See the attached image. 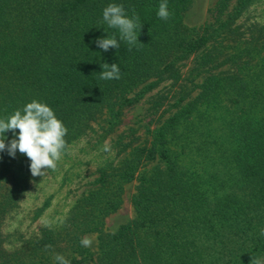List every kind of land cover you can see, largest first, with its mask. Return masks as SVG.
I'll use <instances>...</instances> for the list:
<instances>
[{"label": "trees", "instance_id": "trees-1", "mask_svg": "<svg viewBox=\"0 0 264 264\" xmlns=\"http://www.w3.org/2000/svg\"><path fill=\"white\" fill-rule=\"evenodd\" d=\"M191 1L167 0L162 20V0H0V118L35 99L63 121L69 148L85 139L112 151L55 223L29 232L52 195L19 219L38 176L26 155L0 152V264H56V253L71 264L264 258V23H238L256 0H218L209 21L188 27ZM110 3L129 17L135 9L142 44L97 46L119 38L103 22ZM103 63L119 64L121 79H100ZM154 90L148 123L120 130ZM132 181L133 217L108 232ZM87 234L97 235L95 251L80 243Z\"/></svg>", "mask_w": 264, "mask_h": 264}, {"label": "rangeland", "instance_id": "rangeland-1", "mask_svg": "<svg viewBox=\"0 0 264 264\" xmlns=\"http://www.w3.org/2000/svg\"><path fill=\"white\" fill-rule=\"evenodd\" d=\"M218 0H192L189 9L185 12L184 23L188 27H199L210 20V13L212 7ZM233 1H231V5ZM251 22L264 23V0H256L244 12L242 17L238 19V23L249 24ZM165 85V84H164ZM160 88H163V86ZM155 90L147 94L138 104L132 108L127 109L124 115V123L120 130L127 126L136 127L141 124L148 123L149 116L145 115L151 96ZM150 96V97H149ZM153 127V126H151ZM141 134L144 128H139ZM107 141L104 142L106 145ZM111 152H105L103 148L91 147L86 140H81L72 145L61 161L58 162L55 170H49L44 176H38L37 180L32 185L26 200L23 202V211L20 217L26 215L28 209L32 206L40 205L44 198L52 195L51 205L46 209L41 217L30 224L27 228L28 232L36 230L42 224L55 223L66 211L71 201L82 189L84 184L91 180V172L99 165L100 161ZM66 176V178H64ZM135 181L126 183L124 185L123 201L119 209L106 218L105 230L108 232L115 231L119 226L128 222L133 217L132 206L130 203V196L134 191ZM23 229L26 230L29 220H23ZM15 223L7 226L10 230ZM97 235L87 234L84 236L92 239V245L88 247L91 251L96 250Z\"/></svg>", "mask_w": 264, "mask_h": 264}, {"label": "clouds", "instance_id": "clouds-1", "mask_svg": "<svg viewBox=\"0 0 264 264\" xmlns=\"http://www.w3.org/2000/svg\"><path fill=\"white\" fill-rule=\"evenodd\" d=\"M172 13L168 11L167 0H162L159 4L157 16L162 20L170 19ZM103 22L111 29L118 30L119 38L113 35L107 38H98L95 43L105 52L110 48L118 49L120 43L125 41L130 46L138 43V32L142 28L139 16L135 9H132V15L126 14L122 4L110 3L102 12ZM100 79L119 80L121 79V69L119 64L103 63L101 65ZM18 138L11 139L7 144L5 133L11 131ZM68 129L61 119L57 117L54 110L46 103L38 100L28 102L22 109L15 110L6 119L0 118V152L7 151L8 155L15 157L17 150L27 156L31 161L30 172L32 176H44L48 170H55L58 162L69 149L68 141L65 137ZM104 151H109V146L105 145ZM260 236H264V228L259 231ZM82 246L90 247L92 239L85 237L80 241ZM51 246H46L50 248ZM56 264H71L63 255L56 253L54 256ZM250 264H264V258L254 256Z\"/></svg>", "mask_w": 264, "mask_h": 264}]
</instances>
